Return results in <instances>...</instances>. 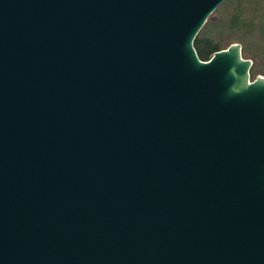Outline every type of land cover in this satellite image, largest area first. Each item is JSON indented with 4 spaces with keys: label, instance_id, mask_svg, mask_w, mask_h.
Listing matches in <instances>:
<instances>
[{
    "label": "water",
    "instance_id": "95a60500",
    "mask_svg": "<svg viewBox=\"0 0 264 264\" xmlns=\"http://www.w3.org/2000/svg\"><path fill=\"white\" fill-rule=\"evenodd\" d=\"M226 0H0V264H264V77L193 43Z\"/></svg>",
    "mask_w": 264,
    "mask_h": 264
},
{
    "label": "trees",
    "instance_id": "16d2710c",
    "mask_svg": "<svg viewBox=\"0 0 264 264\" xmlns=\"http://www.w3.org/2000/svg\"><path fill=\"white\" fill-rule=\"evenodd\" d=\"M232 44L252 63L250 78L264 77V0H226L207 19L193 46L200 61Z\"/></svg>",
    "mask_w": 264,
    "mask_h": 264
}]
</instances>
